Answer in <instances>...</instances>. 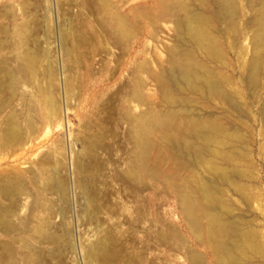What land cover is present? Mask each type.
<instances>
[{
    "label": "rangeland",
    "instance_id": "1",
    "mask_svg": "<svg viewBox=\"0 0 264 264\" xmlns=\"http://www.w3.org/2000/svg\"><path fill=\"white\" fill-rule=\"evenodd\" d=\"M180 8L209 16L225 48L203 0H0V264H217L210 213L255 228L261 252L237 256L264 264V56L258 89L228 72L234 110L203 79L176 87L173 52L216 68L176 38ZM205 119L228 136L196 161L182 147H204L191 132Z\"/></svg>",
    "mask_w": 264,
    "mask_h": 264
},
{
    "label": "bare ground",
    "instance_id": "2",
    "mask_svg": "<svg viewBox=\"0 0 264 264\" xmlns=\"http://www.w3.org/2000/svg\"><path fill=\"white\" fill-rule=\"evenodd\" d=\"M196 1L198 2L199 0H196ZM203 1H204V5L208 4L209 7L212 8V16L214 17L215 21L217 23L223 25V27L221 25L220 26L223 28L222 31H224L223 33L226 36V39L229 40V42L227 43V45H225V48L220 47V44L218 42L219 40L217 38H215L210 33V28H209L210 25H209V19H208L209 16H205V15L203 16V14H199L196 12L195 13L189 12V11H187L188 8L185 9L186 10V12H185L182 8H180L181 12L183 10V15L185 13V16H184V21L182 19L183 17L181 18L182 19L181 22H183V23L179 22L177 24L176 30H177L178 34L176 35V38L178 37V39H181L180 34L182 32H180V31L183 28L184 31H186L185 33L188 34V36H187V34H186V36L188 38L190 37L191 42L193 41L192 43H194V47L196 46L197 49H199L200 51H203L204 52V59L207 60L208 62L213 63L216 68H213L212 65H209V66H211V68H208L205 65L203 66L202 62L199 61L200 62L199 63V62H196V60H193L192 54H191V52H189L192 49L189 51L186 50L187 52H184V53H181L178 51L173 52V50H172V52H173V53L171 52L172 55L169 54V55H171L169 57L171 58L170 64L172 65V66L170 65L172 67V68L170 67L171 74H172V76H171L172 79H170V80L173 81V83L175 85H177L176 87H178L179 84L183 83L186 86L189 85L192 88V90L197 89V91H198V89H200V88L199 87L196 88L197 85H195V80L203 79L202 84L204 81V92L206 94V98L209 100L213 99L214 101L218 100V102L221 101V103L222 102L227 103V105L234 110L236 107L239 108V105L234 102V99L230 98L227 95V93L224 91V89L222 87V84L230 86L231 89H234V94H236V96H238L239 92L236 91L237 90L236 85L238 84V82H236L234 80V78H232V76L228 74L229 71L230 72H235V71L238 72L239 78L241 76H243V74L245 73V79H246L245 82L247 83L248 86L247 85L246 86L248 88L249 87H257V89H258V87L260 85V73H261V61L260 60L264 56V0H203ZM162 7H164V6H162ZM176 7H178V6L176 5ZM183 7L185 8V6H183ZM162 9H165V7ZM167 10L168 9H166V11ZM188 10H190V8ZM172 12H174V11H172ZM167 13H165V14H167ZM162 14L164 15V13H162ZM170 14H172V13L170 12ZM184 41L185 40H183V42ZM182 44H184V43H182ZM186 45H188V44L186 43ZM173 48H174V50H176L175 47H173ZM180 48H182V47H180ZM182 49H184V47ZM186 49H188V48H186ZM178 50H179V48H178ZM199 54H202V53H199ZM227 55H230L232 57L233 62H232V60L228 59ZM168 60H170V59H168ZM235 63H236V65H235ZM200 70L203 72L204 76L200 73L201 72ZM242 72H244V73L242 74ZM138 83H140V82H138ZM250 89H252V88H250ZM200 91L201 90H199L198 92H200ZM251 91H253V89ZM252 93H254V92H252ZM249 94H250V92H249ZM252 95H254V94H252ZM253 99L254 98H252V100ZM223 106H224V104H223ZM224 107H226V106H224ZM239 110L241 112L243 111L241 109H239ZM239 114L241 115V113H239ZM259 115H261L260 117L264 116V115H262V113ZM212 119H213V121L216 120V119L214 120V118H212ZM205 120H207V119H205ZM213 121H210V120L205 121L204 126H202L203 128H197V127H195L196 125H194L195 128L191 132L195 136L194 139L195 138H197V140L201 139V141L204 143L203 148H202V146H198V145H197L198 147L196 148V146L193 145V143H192L193 140L192 141L190 140L191 142L190 141L184 142L182 149H184L186 151V152L184 151L185 153L190 152L191 150H193V151L195 150V156L196 157H194V158H196V161L204 158L203 157L204 151H206L204 153H208L210 155H213L216 152V149H215L216 146H221V145L225 144V141H223V138H224V136H226L227 133H226L225 129L223 128L224 126L222 127L221 125H219L220 123L218 124V123H215ZM236 123H238V122H236ZM192 124H194V123H191V125ZM261 124H264V123H261ZM237 135H241V134H237ZM237 135H236V137H238ZM227 136H228V134H227ZM240 137L242 139V136H240ZM240 137H238V138H240ZM194 146H195V148H194ZM238 154H240V156L242 155L240 152H238ZM236 156H238V155H236ZM245 156L246 155H244V157ZM202 160L204 161L205 159H202ZM206 160H208V159H206ZM227 161H229V160H227ZM206 162H209V161H206ZM219 169L220 168H218V169L214 168V171L215 170L217 171V172L215 171L217 173V177L223 182H227V183L230 182L231 179H230V176L227 174V172L221 171L223 169H221V170H219ZM234 170L235 171L238 170V171H236V173H235ZM243 170L244 169H242V171H241V169L235 168V169H233V172L235 174L232 171L231 172L239 180H242L243 178H245V174H244ZM232 182H234L233 179H232ZM232 182L230 184H233L232 186H234L236 184V182H234L235 184ZM237 183L240 184V182H238V181H237ZM239 184H237L235 186L237 187ZM244 185L240 184V187L243 186V188H244ZM246 186H245V188H246ZM213 189L211 188V186H207V187L205 186V188L203 189V195L205 197L204 199L210 206L217 205V202L220 203V201H218L220 198L217 199L218 197H216L217 195L214 193ZM246 193L247 192H244L245 195H246ZM238 194H241V193L238 192ZM247 194H249V193H247ZM3 197H4V195H3ZM246 197H247V195H246ZM6 198H8V197H6ZM251 199L252 198L249 197V195H248L247 200H244V199H242V200H244L246 203V201L250 202ZM221 204H219V205H221ZM219 205H218V207H219ZM211 209H213V208H211ZM207 212L208 211H206V213ZM207 214H209V212ZM210 214H211L210 218L209 217L208 218L210 219L209 224H211V226L207 227V228H209L208 229V234H209L208 236L211 238V240L212 239L216 240V242H215L216 245L214 247L213 252H215L216 253L215 255H217V258H218L217 264L218 263L219 264H240V257L237 256V254L239 255V253H240L243 256L246 255V253H247L246 247L254 248V250L260 251V250H258V247H259V245H261V243L258 245L256 242L257 246L254 243V241L256 240V234L255 233L257 232V231L254 232L255 228H254V231H245V230H242V227H240L239 225L232 224L233 220L231 223H229L228 221L227 222H223V221L221 222L217 218L218 216L215 217V215H213L212 213H210ZM0 218H2V217H0ZM235 222H236V220H235ZM242 222H241V224H243ZM258 231H260V230H258ZM257 233H259V232H257ZM258 236H260V238L262 237V235H258ZM261 246H263V245H261ZM260 252H257L256 256L258 253L260 254ZM198 255H200V254H198ZM246 256H244V257H246ZM259 256L260 255H258V257ZM199 258H201V256ZM250 258H253V257H250ZM250 258L248 257V259H250ZM260 258H262V257H260Z\"/></svg>",
    "mask_w": 264,
    "mask_h": 264
}]
</instances>
